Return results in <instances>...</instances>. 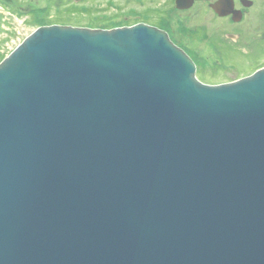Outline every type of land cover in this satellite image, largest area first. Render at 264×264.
<instances>
[{"label": "water", "instance_id": "obj_1", "mask_svg": "<svg viewBox=\"0 0 264 264\" xmlns=\"http://www.w3.org/2000/svg\"><path fill=\"white\" fill-rule=\"evenodd\" d=\"M0 264H264V68L210 86L150 25L36 29L0 63Z\"/></svg>", "mask_w": 264, "mask_h": 264}, {"label": "flooded vegetation", "instance_id": "obj_2", "mask_svg": "<svg viewBox=\"0 0 264 264\" xmlns=\"http://www.w3.org/2000/svg\"><path fill=\"white\" fill-rule=\"evenodd\" d=\"M32 1L0 0V17L5 10L15 15L16 13L10 10L14 9L18 10L19 14H25L27 18L33 19L35 13L40 12H37V7L31 6ZM188 1L191 2L190 6L182 9L178 8L177 0H166L157 6L146 7L145 14L151 17V22L140 23L166 32L170 40L195 63L196 76L200 82L210 86L229 84L264 68V59H262L249 73H240L238 69L230 72L227 69L232 64L236 66L228 61V56L241 54L244 47L251 51L256 47L250 56L257 52L260 56L263 54L264 0ZM48 9L49 7L44 11ZM170 16L172 17L168 20ZM210 61L216 65L215 68L210 69ZM226 76L229 78L214 81Z\"/></svg>", "mask_w": 264, "mask_h": 264}, {"label": "rangeland", "instance_id": "obj_3", "mask_svg": "<svg viewBox=\"0 0 264 264\" xmlns=\"http://www.w3.org/2000/svg\"><path fill=\"white\" fill-rule=\"evenodd\" d=\"M17 1L19 2V0ZM165 1L79 0L76 2L74 0H33L31 6L37 7V12H40L33 19L27 18L25 14H19L18 10L10 9L12 13H16L15 15L5 10L0 17V63L2 58H6L12 49L16 48L40 26H51L50 24L57 23L58 25L94 30H112L126 27L123 24L127 21V18L128 20L135 19L136 21H142L140 17L146 13V7L157 6ZM47 7H49V10L44 11ZM73 8H77L79 11H73ZM42 11L44 12L41 13ZM262 44H264V41ZM255 50L256 47L253 51L244 47L240 52L242 55L233 54L232 57L228 56V61L236 64V66L232 64L227 69L230 72L238 69L240 73L252 71L264 59V52L261 56L258 52L250 56ZM246 59L248 60L247 62L245 61ZM209 65L210 69L216 67L212 61H210ZM212 73L210 74L213 75ZM227 78L229 77H221L214 81L225 80Z\"/></svg>", "mask_w": 264, "mask_h": 264}, {"label": "trees", "instance_id": "obj_4", "mask_svg": "<svg viewBox=\"0 0 264 264\" xmlns=\"http://www.w3.org/2000/svg\"><path fill=\"white\" fill-rule=\"evenodd\" d=\"M49 10V9H48ZM74 10H78L77 8H73V11ZM79 11V10H78ZM70 13V12H69ZM35 14H39V13H35ZM75 14V13H73ZM79 14V13H78ZM140 18H142V21H136L135 19L133 20H128V18L126 19L127 21H125V23L123 24V26H132V25H135L139 22H145V23H150L151 22V17H149L148 15H143L141 16ZM46 20V18H45ZM57 23H53V24H50V25H56ZM61 25V24H60ZM4 58H2V61H3ZM1 61V62H2Z\"/></svg>", "mask_w": 264, "mask_h": 264}]
</instances>
